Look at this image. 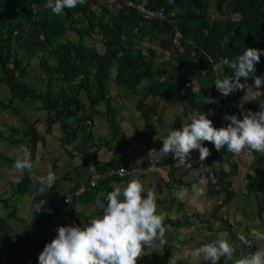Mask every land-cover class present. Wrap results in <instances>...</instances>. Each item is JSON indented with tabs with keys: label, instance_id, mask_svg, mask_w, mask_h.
Wrapping results in <instances>:
<instances>
[{
	"label": "trees",
	"instance_id": "16d2710c",
	"mask_svg": "<svg viewBox=\"0 0 264 264\" xmlns=\"http://www.w3.org/2000/svg\"><path fill=\"white\" fill-rule=\"evenodd\" d=\"M145 1L148 8L164 11L168 15L166 20H147L137 7L128 6L129 2L140 4ZM46 2L0 0V86L9 90L12 107L9 108L13 112L4 104H0V107L18 115L20 122L27 123V128L12 127V132L18 137L13 139V143L29 140L33 153L40 140L36 128L40 118L34 120L33 117L41 112L49 115L48 129L64 117L76 118L78 112L83 113V120L97 115L105 117L116 129L117 95L113 87L137 96V110L152 130V120L159 118L156 113L158 106H150L146 102L148 98L156 101L155 105L181 100L185 111H204L212 104L221 111L228 106L226 115H229L231 109L243 110L238 100L241 101L240 97L247 90H251L255 98L248 102L244 113L255 112L264 103V86L256 89L253 77L241 81L245 85L244 90H238L227 97L215 87L216 80L233 75L225 60L233 61L243 53L245 47L264 50V0H108V4L102 3L103 0H86L74 9H64L60 15L52 14L45 7ZM97 10L103 17L98 16ZM234 15H238L239 19H233ZM69 32L78 39L67 38ZM94 35L99 37L96 41L103 46L102 53L88 44V39ZM161 37H166L160 47L165 52L170 51L168 59L153 48V43ZM146 43L150 46H146ZM35 59H38L37 67L41 70L44 85L37 86L35 82L34 85L28 82L29 69L33 67L31 61ZM256 69V76H264V56H261ZM206 87L217 103H206ZM82 92L86 94L87 105L81 100ZM18 101L27 110L28 116L15 108ZM222 117L218 119L219 122L215 120V124L218 122L216 128L229 123ZM183 121L176 117L173 124L179 129L185 124ZM73 133L77 132L73 130ZM207 144L209 142H204L205 147ZM229 154L226 148L219 152L215 150L209 161L217 162L223 157L230 159ZM0 159L4 157L0 155ZM8 162L14 164L15 160L9 159ZM194 166L200 169L202 164ZM119 167L122 166L117 165L115 169ZM219 170L222 181L231 178L233 171L227 173L224 169ZM207 175L216 176L217 170L213 169ZM29 178L25 170L16 192H26ZM114 178L121 179L118 176ZM111 180L114 179H107L99 185ZM222 192L228 196L221 204L224 206L231 197L227 190ZM14 194L12 191L0 195L4 206L11 209L8 218L0 219V240L3 246L13 235L7 220L16 215L10 205ZM64 195H56L55 187L42 192L40 199L45 200L48 206L39 215L38 223L32 222L33 226L38 225L40 228L43 225L42 216L52 218L72 212L70 206L76 198L55 212L49 211ZM259 202L263 213L264 200ZM80 224L77 221L74 225ZM43 226V231L51 232L49 224ZM52 234L49 243L56 237V229L52 230ZM30 239L35 244L36 241ZM33 243V247L24 245L20 256L11 253L9 264H15L14 261L20 264L23 259L35 257L29 253L36 247ZM1 254L7 255V251H0ZM39 254L36 252V256Z\"/></svg>",
	"mask_w": 264,
	"mask_h": 264
},
{
	"label": "crops",
	"instance_id": "0c3cea01",
	"mask_svg": "<svg viewBox=\"0 0 264 264\" xmlns=\"http://www.w3.org/2000/svg\"><path fill=\"white\" fill-rule=\"evenodd\" d=\"M113 89L117 95L115 109L118 127L116 129L107 118L102 116L97 115L83 120L82 112H78L76 118L64 117L57 120L48 129L49 115L41 112L35 116L37 118L41 114L36 125L40 140L34 153L29 140L15 145L9 139L7 142L0 140V155L4 157L0 159V195L12 191L15 193L10 205L16 212L15 218L11 216L7 220L13 233L12 238L5 246L0 240V251L20 256L24 245L33 247V241L30 239L33 238L36 247L29 253H33L38 258L36 252L38 255L44 245L52 239V230L59 226H75L77 221L81 223V227L87 226L91 219L102 214V207L96 204L97 197L106 206L107 201L104 197L107 193L115 186H124L129 179L134 178L130 175L120 180L112 178L114 180L106 184L102 183L98 189L89 190L87 195L73 201L70 206L72 212L68 213L66 218L63 217L64 213L52 218L48 217L49 219L42 216L43 225H50L51 232L47 233L42 230L43 225L39 228L38 225L32 224L33 221L38 223L39 215L48 206L45 200L40 199L42 176H46L49 171L55 173L56 181L50 189L55 187L56 195L60 196L71 192L79 183L87 181L93 173L112 166L115 168L117 165L129 169L130 172L139 170L136 177L142 180L146 189L155 192L158 212L167 213L164 220L166 243L161 245L158 239H154L146 244L137 264H168L173 254L181 255L186 249L200 247L217 238L228 239L234 245L236 258L248 255L258 247L264 246V241H257L250 235L254 229L264 233V212L261 213L259 202L261 199L264 200V154L245 149L240 154L230 152V159L223 157L220 161L210 162L216 149L212 143H209L207 148L211 154L204 162H200L199 152L194 150L191 153V160L179 164L171 155L169 156L172 158L169 156L157 158L154 152L162 147L161 140L167 136L169 130L178 129L173 124L174 116L183 119L187 124L199 113L205 114L212 120L214 127H217L218 119L221 116H223L221 119H224L226 116L228 106L224 107L220 111L221 116H218L215 114L213 104L204 111H192V109L185 111L182 101L174 100L165 104L164 114L152 120L151 124L154 128L152 130L137 110L138 98H131L133 96L131 93L129 97V94L120 92L117 87ZM206 92L207 98L211 97L212 94L207 87ZM240 98L239 106L242 102L246 108L248 102L255 98V94L247 90ZM149 99L146 102L150 106H158L155 105L156 101L151 104ZM215 120L218 121L216 124ZM73 130L77 133H73ZM19 145H25L30 149L33 161V168L27 170L30 177L29 188L24 193L16 190L25 170L18 172L14 169V164L8 162L9 159L16 160ZM261 159L263 160L259 163L258 160ZM195 164H202V167L197 169ZM213 169L217 170V175H207L208 172H213ZM219 169H224L227 173L233 171L231 178L222 181ZM202 178L205 180L204 184H200ZM193 185L202 189L203 194L197 195ZM181 187L188 190L184 199L179 198ZM224 190L230 193L231 198L228 204L221 206L228 198L227 194L222 192ZM193 197L196 199L193 200ZM238 199L242 200L239 201V206ZM248 206L253 210L246 212ZM10 213L11 209H7L0 200V219L8 218ZM241 233L249 239L248 246L239 242L238 236ZM14 263L18 264L17 261ZM177 264H187V262L182 258ZM195 264H207V262L199 259ZM220 264H224L223 258Z\"/></svg>",
	"mask_w": 264,
	"mask_h": 264
},
{
	"label": "clouds",
	"instance_id": "9594fccd",
	"mask_svg": "<svg viewBox=\"0 0 264 264\" xmlns=\"http://www.w3.org/2000/svg\"><path fill=\"white\" fill-rule=\"evenodd\" d=\"M86 0H47L45 7L54 15H60L64 9H74ZM165 13V12H164ZM166 14V13H165ZM168 15H166L167 18ZM166 20V19H165ZM163 20V21H165ZM264 56V50L245 47L243 53L233 61L225 60L232 69L233 75L223 80H216V89L225 97L244 90L242 80L253 77V86L260 89L264 86V76H256V65ZM206 103H217L213 98H205ZM214 114V113H210ZM242 119L235 115H226L229 121L226 127L216 128L208 115L199 113L190 123L183 124L179 129L168 131L162 141L159 151H154L157 158L171 155L179 164L191 160V153L199 152L200 162L210 156V150L202 146L204 142L212 143L219 152L226 148L229 152L240 154L249 149L264 154V103L260 104L255 112L242 113ZM153 152V151H152ZM18 172L31 170L33 161L31 152L25 145L17 148V158L13 165ZM139 170L126 172L134 178L124 186H115L106 195V206L97 197V206L102 207V214L90 220L87 226H59L56 237L46 243L36 262L32 264H137L143 246L158 239L161 245L165 244L166 228L164 220L167 213L158 212L156 194L146 189L142 180L136 177ZM56 181L55 173L49 171L40 178V191L50 189ZM202 178L200 184H204ZM197 195L203 190L193 185ZM188 190L181 187L179 198L184 199ZM196 197H193L195 200ZM41 207L38 209L40 211ZM257 241H264V233L253 230L250 234ZM241 244L248 246L249 239L245 234L238 236ZM235 247L228 239L217 238L200 247L186 249L181 255L173 254L168 264H177L184 259L187 264H195L202 259L207 264H264V246L258 247L248 255L234 256ZM20 263V264H28ZM19 264V263H18Z\"/></svg>",
	"mask_w": 264,
	"mask_h": 264
},
{
	"label": "rangeland",
	"instance_id": "374dc122",
	"mask_svg": "<svg viewBox=\"0 0 264 264\" xmlns=\"http://www.w3.org/2000/svg\"><path fill=\"white\" fill-rule=\"evenodd\" d=\"M102 3H109L108 2V0H103V2ZM143 3H145V2H142V4ZM97 13L99 14V12H98V10H97ZM99 17H103V16H100V14L98 15ZM216 16V15H215ZM98 17V18H99ZM233 19H235V20H237V19H239V16L238 15H234L233 16ZM67 38H70V39H72V40H77L78 39V37L76 36V35H74L72 32H69L68 34H67ZM166 37H161V38H159L158 40H156L154 43H153V48L155 49V50H157L158 51V53L159 54H162V55H164V57H165V59H168L169 58V56H170V51H163L162 49H161V47H160V45H161V42H162V40L163 39H165ZM97 39H99V37L98 36H96V35H94L92 38H89L88 39V44L90 45V46H94L95 48H97L98 49V51H100L101 53L104 51V49H103V46L100 44V42L98 43V41H96ZM146 46H150V44H148V43H146L145 44ZM31 63L33 64V67L31 68V69H29V75H30V78L28 79V82L29 83H33V85H34V82H35V84L37 83V86H39V85H44V83L42 82V78H41V75H42V73H41V70L39 69V67H37V65H38V59H35V60H33V61H31ZM44 77V76H43ZM39 78V79H38ZM38 79V80H37ZM37 80V81H36ZM45 83H47V80H45ZM43 87V86H42ZM198 86L196 85V88H197ZM143 89V88H142ZM142 89L140 90L141 92H142ZM8 89L6 88V87H4V86H0V104H4V106H6V107H8V109L10 110V111H12L13 112V109H11L12 107H11V105H10V95H9V93H8ZM127 93V92H126ZM126 93H125V97H126ZM127 94H129V93H127ZM129 97H131L130 96V94H129ZM136 98L137 96L136 95H133L131 98ZM81 100L83 101V102H85L86 103V105L88 104V100H87V97H86V94L84 93V92H82V95H81ZM149 102L152 104V103H154V101L152 100V99H149ZM168 104V103H170V102H159V104H158V108H157V114H158V116H160V115H162V114H164V110H165V104ZM21 104V103H20ZM19 104V101L18 102H16V105H15V108L16 109H18L22 114H26V116H28V112H27V110L26 109H24L21 105ZM40 105V104H39ZM241 105L243 106H241L242 108H243V110H244V107H245V105H243L242 104V102H241ZM9 107H11V108H9ZM100 109H104L105 110V108L104 107H100ZM217 109V110H216ZM9 110H4V109H2L1 107H0V135H2L3 136V138H1L0 140L1 141H4V142H7L8 141V139H13V138H15V135H14V133L12 132V128H11V126H14L15 128H17V127H22L23 126V128H27V123H22V122H20V120H21V118L18 116V115H14V114H12V112H10ZM7 112V113H4V112ZM10 113V114H9ZM215 114L216 115H218V116H221V112H220V110L218 109V108H215ZM41 115V114H40ZM38 116V117H41V116ZM37 117V118H38ZM96 117V116H95ZM35 117H33V119H34ZM36 119V118H35ZM174 119H175V116H174ZM165 122L167 121V120H164ZM169 128H170V125L168 126ZM10 128H11V130H10ZM14 135V136H13ZM11 143H13V140H11ZM14 144V143H13ZM9 145V144H8ZM15 145V144H14ZM10 146V145H9ZM98 188V187H97ZM96 188V189H97ZM96 189H94V190H96ZM256 192V191H255ZM258 195L260 194V192H256ZM263 196V195H262ZM260 198V197H259ZM75 200H78V199H75ZM239 201H242V200H240V199H238L237 200V205L239 206ZM251 205H253V204H251ZM240 207H242V206H240ZM251 206H248V207H246V212H249L250 210H253V208H250ZM67 215V213H64L63 214V217H67L66 216ZM10 252H7V257L10 259ZM18 257V256H17ZM10 261H11V259H10Z\"/></svg>",
	"mask_w": 264,
	"mask_h": 264
},
{
	"label": "built area",
	"instance_id": "2783aa9c",
	"mask_svg": "<svg viewBox=\"0 0 264 264\" xmlns=\"http://www.w3.org/2000/svg\"><path fill=\"white\" fill-rule=\"evenodd\" d=\"M128 6H132V7H137L138 10H140V12L145 16V18L147 20L150 21H154V20H165L166 19V14L164 13V11L160 10V9H151L147 7V2L145 1V3H140V4H135V3H128ZM242 113H244V111L241 109H231L229 115H235L237 116V118L242 119ZM228 123L225 124L224 127L227 126ZM125 169L126 172H130L129 169L125 168V167H121L118 169L115 168H109V169H105V170H101L98 172L93 173L92 175H90V177L88 178L87 181H83L81 183L78 184L77 187H75V189L72 191V193L61 196L55 203V205L49 209L50 212H55L57 211L59 208L65 207L66 205L72 203V200L74 198L79 199L80 197H82L83 195L87 194V192L89 190H93L96 189L99 184L107 179H112L114 177H128L129 175L126 173L121 172V169ZM10 259L5 255V254H1L0 256V264H9ZM22 263L27 262L26 259L21 260ZM36 259L35 258H31L29 259V261L27 262L28 264H32L35 263Z\"/></svg>",
	"mask_w": 264,
	"mask_h": 264
}]
</instances>
